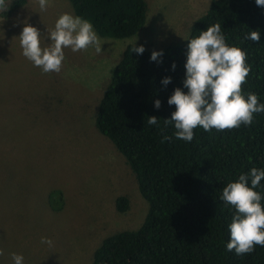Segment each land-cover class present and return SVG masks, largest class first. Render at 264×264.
I'll use <instances>...</instances> for the list:
<instances>
[{"label": "rangeland", "instance_id": "obj_1", "mask_svg": "<svg viewBox=\"0 0 264 264\" xmlns=\"http://www.w3.org/2000/svg\"><path fill=\"white\" fill-rule=\"evenodd\" d=\"M146 2L145 23L134 35L95 31L100 52L64 48L61 70L49 73L21 54L16 36L24 21L46 35L60 13L74 14L69 1L48 0L41 11L38 0H27L0 14V264H12L11 252L24 264H91L103 238L143 222L148 205L134 173L95 127L98 101L136 36L151 51L184 42L212 0ZM118 195L129 200L123 213L114 207Z\"/></svg>", "mask_w": 264, "mask_h": 264}, {"label": "trees", "instance_id": "obj_2", "mask_svg": "<svg viewBox=\"0 0 264 264\" xmlns=\"http://www.w3.org/2000/svg\"><path fill=\"white\" fill-rule=\"evenodd\" d=\"M68 1L75 15L89 20L100 36L111 38L134 35L144 25L148 10L146 0ZM26 2L0 0V14ZM262 13L254 0H212L194 18L188 33L195 36L220 23L226 42L246 52L250 71L242 92H255L260 102H264ZM250 30L259 31L258 41L243 38ZM186 44L187 40L157 49L163 50L159 62L149 59L151 50L144 48L138 55L131 51L133 44H127L98 101L95 127L124 156L148 207L139 227L103 238L91 264H264V246L256 245L242 255L225 248L232 210L218 199L227 181L251 167L264 168V112L253 114L247 126L220 131L197 126L191 142L176 139L171 124L165 126L162 119L174 110L167 103L173 88L187 91L181 83ZM165 76L171 77L166 86L161 84ZM156 99L159 108L153 107ZM149 115L158 117L162 131L146 123ZM164 134L172 138L161 142ZM256 190L264 193V188ZM128 206L126 196L115 198L117 212H125Z\"/></svg>", "mask_w": 264, "mask_h": 264}, {"label": "clouds", "instance_id": "obj_3", "mask_svg": "<svg viewBox=\"0 0 264 264\" xmlns=\"http://www.w3.org/2000/svg\"><path fill=\"white\" fill-rule=\"evenodd\" d=\"M210 3V2H209ZM254 3L264 9V0H254ZM41 11L45 10L48 0H38ZM264 14V13H262ZM21 54L40 68L42 73L59 72L64 61V48L76 52L89 46L96 52L101 51V43L91 22L70 12L60 13L46 35L40 30L22 22L19 34L16 36ZM245 40L258 41L259 31L250 30L243 34ZM185 61L183 64L184 78L182 87H175L167 97V103L174 105L168 118H164L165 126L171 124L172 135L185 142L193 139V129L197 126L204 131L216 129H232L241 124L247 126L253 121V114L264 112V102H260L255 92H242L241 84L245 82L250 66L246 63V52L229 44L221 31L220 23L208 25L198 35L186 36ZM48 41L44 46V41ZM133 42L132 50L142 54L143 45ZM163 50H153L149 59L159 62ZM170 67L175 69L173 61ZM171 77L161 78V84L166 86ZM160 101H153V107L159 108ZM147 124L161 129L158 117L147 116ZM172 137L164 134L161 142ZM264 179V168L251 167L247 172H241L236 179L229 180L220 190L218 199L232 210L230 222L227 224L228 240L225 248L234 251L236 255L251 253L254 246H264V193L257 191L264 188L260 181ZM42 243L48 245L52 241L41 237ZM12 264H24L22 254L11 252Z\"/></svg>", "mask_w": 264, "mask_h": 264}]
</instances>
